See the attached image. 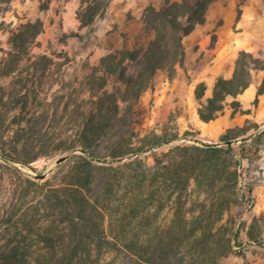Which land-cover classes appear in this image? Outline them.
<instances>
[{
    "label": "trees",
    "instance_id": "obj_1",
    "mask_svg": "<svg viewBox=\"0 0 264 264\" xmlns=\"http://www.w3.org/2000/svg\"><path fill=\"white\" fill-rule=\"evenodd\" d=\"M11 1L0 0V14ZM215 1L149 4L143 14L145 40L115 48L96 65L69 74L57 90L58 104L41 114L29 111L36 96L26 86L9 85L8 94L0 86V109L11 107L6 115L0 110L3 160L33 169L40 158L59 159L67 151H79L48 179L32 180L17 169L20 180L38 193L19 213V234L0 247V264H101L107 258L109 264H205L207 256L215 261L230 253L223 220L238 199L239 173L233 163L240 160L235 159L234 142L254 139L249 128L229 129L222 146L172 144L180 138L177 132L141 135L133 128L141 95L152 87L158 71L172 78L176 67L184 65V40L205 23ZM94 21L90 15L89 23ZM42 32L41 21L21 25L11 39L12 55L27 52V44ZM263 65L241 51L234 75L217 81L201 118L214 119L227 98L249 87L252 70ZM10 111L14 120L8 123ZM201 184L205 199L189 208L190 189ZM27 196L23 192L19 201ZM166 209L173 216L164 223ZM259 219L253 220L251 241L260 242L264 232ZM22 235L35 238L38 246L29 251L14 244Z\"/></svg>",
    "mask_w": 264,
    "mask_h": 264
},
{
    "label": "rangeland",
    "instance_id": "obj_2",
    "mask_svg": "<svg viewBox=\"0 0 264 264\" xmlns=\"http://www.w3.org/2000/svg\"><path fill=\"white\" fill-rule=\"evenodd\" d=\"M163 1L12 0L6 6L7 10L0 14V86L6 87L7 94V86L15 83L17 87L24 85L34 92L36 97H33L30 112L36 110L41 114L54 108L58 104L55 99L57 90L63 86V80L69 74L80 73L83 68L96 65L102 56L115 48L124 45L132 47L143 42L144 11L149 4L160 5ZM248 1L216 0L209 9L211 17H214L212 23L205 21L198 26L210 33L213 24L216 27L223 24V18L216 15L215 5L219 3L227 7L232 2L237 20L242 13V6ZM90 15H94L93 23H89ZM36 21L43 23V32L27 44V52L18 58L13 56L14 51L10 48L13 34L19 31L21 25ZM248 27L254 36L243 41L244 47L229 48V42H219L217 35L213 34L205 46L206 50L201 54L199 42L203 40L200 36L195 38L193 31L184 40V65L176 67L172 78L166 71H158L152 87L141 95L135 110V131L141 135L150 132H177L180 138L172 144L186 142L200 146L205 143L222 146L223 136L235 127L249 128L248 134H253L252 140L234 142L235 159L240 160V163H233V168L239 173L238 199L223 220V231L231 237V251L215 261L207 256L205 264H264V232L260 242L250 240L255 218H260L259 225L264 229V134L259 135L264 131V65L262 69L252 70L249 87L236 97L227 98L224 109L214 119L204 121L200 116L201 109L204 108L207 112L206 102L213 96L217 81L221 78L230 79L234 75L241 51L252 53L264 62V0L258 6L257 19ZM217 47L223 56L222 64H211L208 67V59L212 58L210 54L216 55ZM11 68L15 72L7 76L5 72ZM201 93L203 96L199 99L198 95ZM66 98L61 101L60 112ZM3 107L0 110L6 115L11 107ZM23 117L24 115L18 114V118ZM12 120L14 115L10 111L7 122ZM185 134L188 135L187 138L183 137ZM72 151H67L64 155ZM56 160V157L40 158L32 163L33 169H30L0 157V247L7 244L14 234H19V213L29 206L28 201L38 193L37 187H31L26 181L20 180L17 169L32 180L38 181L29 175V171L36 174L47 173L44 179H48L58 171V166L51 169ZM204 188L203 184L192 186L188 199L189 208H196L198 201L205 199ZM23 192L28 196L19 201ZM172 216V210L166 209L161 220L169 222ZM23 235L14 244L33 251L38 246L35 238L26 239ZM18 241L20 242L17 243ZM236 241L241 246L236 245ZM210 246L214 248L216 244ZM109 262L110 258H107L101 264Z\"/></svg>",
    "mask_w": 264,
    "mask_h": 264
},
{
    "label": "crops",
    "instance_id": "obj_3",
    "mask_svg": "<svg viewBox=\"0 0 264 264\" xmlns=\"http://www.w3.org/2000/svg\"><path fill=\"white\" fill-rule=\"evenodd\" d=\"M262 3V0H249L244 6H242V13L240 18L236 20L235 14V6H233L232 2H229L227 7H223L222 3L216 4L217 16L219 18H223V24L216 27L215 24L210 28L212 31L210 33L204 32L200 29L199 26L194 30L195 38L201 37L199 45V53H203L202 51L206 50V45L210 40V36L213 34L217 35V39L219 42H229L231 48L232 46L236 49L240 47H244L243 41H247L251 36H254L251 31H249L248 25L252 24L257 19L258 14V6ZM211 11V10H210ZM209 11V17L207 16L206 21L208 23H212L214 17L212 18V12ZM201 26V25H200ZM235 42L237 44L235 45ZM240 43V44H239ZM215 52V51H214ZM212 56L209 61V66L214 64L215 66L222 64L223 56L221 54L220 48L217 47L216 55L210 54Z\"/></svg>",
    "mask_w": 264,
    "mask_h": 264
},
{
    "label": "water",
    "instance_id": "obj_4",
    "mask_svg": "<svg viewBox=\"0 0 264 264\" xmlns=\"http://www.w3.org/2000/svg\"><path fill=\"white\" fill-rule=\"evenodd\" d=\"M195 142H198L195 140ZM232 142H227L226 144H231ZM213 145H218V144H213ZM79 152L78 150H73L72 153H77ZM83 154H86L89 158H92L91 154L85 152V151H81ZM72 153L70 154H66L62 157H60L59 159L56 160L55 164L51 167V169L54 167V166H58L59 164H62L63 162L67 161ZM30 176L34 177L35 179L37 180H42L44 179L46 176H47V173H42V174H36V173H33L32 171H29L28 172Z\"/></svg>",
    "mask_w": 264,
    "mask_h": 264
}]
</instances>
